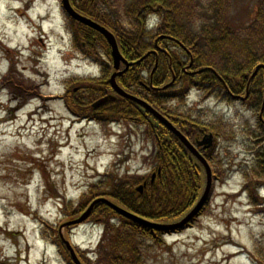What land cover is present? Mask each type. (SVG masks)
<instances>
[{
  "label": "rangeland",
  "instance_id": "obj_1",
  "mask_svg": "<svg viewBox=\"0 0 264 264\" xmlns=\"http://www.w3.org/2000/svg\"><path fill=\"white\" fill-rule=\"evenodd\" d=\"M195 2L205 14L213 10L211 0ZM254 2L234 1L231 14L251 21ZM51 9L53 16L38 26L40 15ZM59 14L61 0H0V264H68L54 240L96 189L106 191L103 174L118 168L120 177H146L152 169L145 158L151 143L136 133L129 136L128 128L116 123L109 131L122 134L108 138L106 125L75 123L66 109L65 86L98 69L86 66L69 36L52 32L65 28ZM203 20L197 17V25ZM197 97L193 91L191 100ZM253 108L208 100L192 111L216 125L213 194L194 226L165 236V245L149 251L144 264H257L249 253L253 243L264 248V157L257 151L264 133L258 132ZM31 114L55 128L26 120ZM69 123L72 129H66ZM251 201H261L263 208ZM61 232L82 251L94 250L102 235L93 219ZM20 250L24 260L16 257Z\"/></svg>",
  "mask_w": 264,
  "mask_h": 264
},
{
  "label": "trees",
  "instance_id": "obj_2",
  "mask_svg": "<svg viewBox=\"0 0 264 264\" xmlns=\"http://www.w3.org/2000/svg\"><path fill=\"white\" fill-rule=\"evenodd\" d=\"M234 1L211 0L213 10L209 14L203 13L200 3L195 0H71V4L80 14L110 29L124 55L134 61L118 77L128 92L148 101L183 133L195 138L199 130L214 131V128L189 119L181 109L187 102L186 90L195 87L194 79L201 78L202 88L209 90L208 94L217 91L214 94L218 99L231 93L244 95L249 86L251 97L244 102H250L258 109L263 105L264 0H254L253 17L247 22L236 20L231 14ZM153 14H157L161 22L157 28L149 30L145 20ZM200 16L204 22L197 25L196 18ZM69 24L82 55L94 60L102 53L107 61L101 63L100 78L76 79L84 87L80 92L73 90L77 85L75 80L70 86H65L63 97L67 107L74 115L96 117L102 124L132 122L135 133L151 143V152L146 160L150 161L154 172L160 170L153 183L150 177L147 178L141 194L136 187L146 178L106 174L107 193L96 189L94 197L108 194L120 207L153 221L169 222L183 216L191 209L199 193L200 166L196 159L170 130L131 99L118 97L97 109L90 106L94 97L97 99L111 92L108 84L113 71L109 65L112 53L100 33L72 19H69ZM205 24L208 27L202 30ZM82 40L86 42V48L79 45ZM189 64H192V71L202 69L200 74L190 76L185 70ZM257 67V75L250 79ZM172 73L176 82L167 90L158 89L171 81ZM142 83L149 85L151 90ZM173 108L177 109L173 112ZM89 200L74 214V218L82 214ZM258 202L261 201H251L257 208L262 205ZM93 211L91 216H96L94 222L102 225L103 235L93 251L95 261H84L87 264H144L146 254L164 244L161 232L122 217L102 203L97 204ZM54 241L60 253L63 249L69 255L59 237ZM251 257L257 264H264V248L256 243Z\"/></svg>",
  "mask_w": 264,
  "mask_h": 264
},
{
  "label": "water",
  "instance_id": "obj_3",
  "mask_svg": "<svg viewBox=\"0 0 264 264\" xmlns=\"http://www.w3.org/2000/svg\"><path fill=\"white\" fill-rule=\"evenodd\" d=\"M65 9L68 11V13L75 19L79 20L80 22H82L83 24H86L90 27H92L93 29L99 31L100 33H102L107 40L109 41L111 48H112V55H113V59H114V65L116 69H119L120 67V62L121 60H123L122 55L120 53L117 41L115 36L106 28L102 27L101 25L95 23L94 21H90V19L81 16L80 14H78L73 7L71 6L70 1L69 0H63ZM118 74H114L111 78V83L113 88L120 94L125 96V92L117 85L115 78ZM127 96V94H126ZM113 98L112 96H108L105 97L99 101H97L93 106L94 107H98L101 104H103L104 102H106L108 99ZM133 98V97H131ZM135 99V98H133ZM136 101H138L140 104H143L149 111L152 112V114H154L162 123H164L171 131H173L180 139L181 141L187 145L193 152L194 154L199 157L202 161V163H204L206 169H207V174H208V185L206 188L205 193H203L202 198L200 199L199 203L196 204V207L191 211V213H189L181 222L176 223V224H171V225H161V224H156V223H151L145 219L139 218L138 216L131 214L130 212L120 208L119 206L111 203L110 201H108L105 198H99L95 201H93L90 205V207L86 210V212L80 217V219L78 218L77 220H74L72 222H70V224H76V223H81L82 221H84L91 213V209H93V207L95 206V204L99 203V202H103L106 203L107 205H109L110 207H112V209H114L115 211H117L119 214L128 217V218H132L136 221H139L141 223H143V225L145 226H149V227H153L155 229H162V230H173L174 229H178V228H182L184 227V225H186L194 216L195 214H197L200 209L203 207V204L206 203V200L208 198V193L210 192V188H211V169L209 167V165L206 163V161L200 156V154L198 152H196V149L188 142V140L186 139V137L180 133V131H178L173 125L172 123H169V121L163 117L162 115H160L156 110H154L151 106H149L147 103H144L140 100L135 99ZM213 139L212 135H207L203 142H200V144H204L205 142L211 143V140ZM141 189V187H140ZM67 246L71 252L72 258L75 262V264H82L79 259L76 256V253L74 251V249L70 246L69 242H67Z\"/></svg>",
  "mask_w": 264,
  "mask_h": 264
},
{
  "label": "bare ground",
  "instance_id": "obj_4",
  "mask_svg": "<svg viewBox=\"0 0 264 264\" xmlns=\"http://www.w3.org/2000/svg\"><path fill=\"white\" fill-rule=\"evenodd\" d=\"M51 11H52V12H56V10H54V9H51ZM48 21H49V20H48Z\"/></svg>",
  "mask_w": 264,
  "mask_h": 264
}]
</instances>
